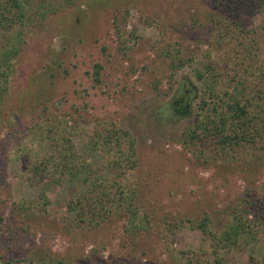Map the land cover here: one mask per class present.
Returning a JSON list of instances; mask_svg holds the SVG:
<instances>
[{
  "label": "rangeland",
  "instance_id": "374dc122",
  "mask_svg": "<svg viewBox=\"0 0 264 264\" xmlns=\"http://www.w3.org/2000/svg\"><path fill=\"white\" fill-rule=\"evenodd\" d=\"M17 3L22 18L0 28V264H264V233L216 256L197 227L205 220L220 235L244 200L264 201V152L184 141L203 93L228 86L240 51L264 63V36L219 39L213 0ZM262 19L246 12L244 32ZM177 52L183 65L174 70ZM209 64L222 81L198 80ZM180 97L181 115L171 107ZM101 127L128 135L114 146L133 153L122 170L91 145ZM53 135L69 139L88 172L31 185L28 169L54 153ZM111 178L132 192L129 210L76 223L69 203Z\"/></svg>",
  "mask_w": 264,
  "mask_h": 264
},
{
  "label": "trees",
  "instance_id": "16d2710c",
  "mask_svg": "<svg viewBox=\"0 0 264 264\" xmlns=\"http://www.w3.org/2000/svg\"><path fill=\"white\" fill-rule=\"evenodd\" d=\"M213 1L218 7L214 34L219 39L230 37L232 41L234 36L243 33L246 36L249 34L255 36L259 33L264 36V0ZM18 9L17 0H0V28L5 26L9 28L13 25L14 18H22L21 14L17 15ZM246 12L263 16L262 23L256 30L246 29L247 32H244ZM209 31L213 32L212 29ZM250 49H244L245 52L240 51V55H244L243 59L241 58L239 68L231 75L229 84L224 90L220 91L213 87L203 93L196 121L184 135L186 144L191 142L195 145L198 139H212L214 145L223 154L230 153L239 147H256L264 152V63L258 65L253 62ZM172 59L176 61V64L172 66L174 70L182 67L183 60L178 52L172 56ZM204 70L197 72L198 80H205L206 75L214 83L222 81L223 75L215 66L209 64L204 67ZM181 100H184L183 97L175 102ZM184 103H187L186 99ZM39 132L41 135L46 133L45 137L49 136L50 139L54 130L45 128ZM94 138L91 145L96 151L104 155L116 156L110 165L111 169L122 170L120 164L128 162L133 153L131 150L125 153L116 152L114 146L115 143L127 141V133L117 129L104 130L101 127L100 131L94 133ZM54 139L52 140V145L55 147L54 153L42 157L28 169V181L34 183L31 185L43 181L46 177L66 176L74 179L88 172L87 165L79 160L69 139L56 135ZM131 194V191L116 182L114 178H111L108 184L95 181L91 191L77 193L76 199L69 203L68 213L72 215L76 223L95 226L104 222L113 213L120 211L122 207L123 210H127L128 207L124 205L127 204L125 201L132 200ZM263 211L264 201L257 204L253 200H244L233 213L232 224L220 235H214L208 231L205 220L201 221L197 227L203 235L216 242L212 249L213 254L218 256L220 251H229L235 247L241 236L245 235L252 240L258 234L264 233V214L261 213ZM249 214L253 217L251 221H248ZM131 215L130 226L135 227L137 221L141 220L135 212L132 211ZM258 219L259 222H256Z\"/></svg>",
  "mask_w": 264,
  "mask_h": 264
},
{
  "label": "flooded vegetation",
  "instance_id": "af4514ba",
  "mask_svg": "<svg viewBox=\"0 0 264 264\" xmlns=\"http://www.w3.org/2000/svg\"><path fill=\"white\" fill-rule=\"evenodd\" d=\"M187 104L184 103V100H181L180 102H174L172 104V109L176 114H184L187 111Z\"/></svg>",
  "mask_w": 264,
  "mask_h": 264
}]
</instances>
